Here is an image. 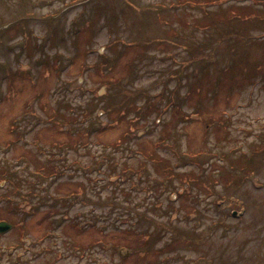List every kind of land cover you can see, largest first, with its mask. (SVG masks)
I'll list each match as a JSON object with an SVG mask.
<instances>
[{
    "label": "rangeland",
    "instance_id": "1",
    "mask_svg": "<svg viewBox=\"0 0 264 264\" xmlns=\"http://www.w3.org/2000/svg\"><path fill=\"white\" fill-rule=\"evenodd\" d=\"M186 1L0 0V264H264V0Z\"/></svg>",
    "mask_w": 264,
    "mask_h": 264
},
{
    "label": "trees",
    "instance_id": "2",
    "mask_svg": "<svg viewBox=\"0 0 264 264\" xmlns=\"http://www.w3.org/2000/svg\"><path fill=\"white\" fill-rule=\"evenodd\" d=\"M189 1H191L190 3H193V5H199V6H202L203 4L202 3H204V2H206V1H195V3L193 2V0H187V2H189ZM262 13H264V12H262ZM239 16H240V18H244L243 16H242V13L241 14H239ZM251 16H253V17H257L258 15L257 14H254V13H252L251 14ZM250 16V17H251ZM203 51H200V53H202ZM193 53H195L194 55H195V57H196V54L198 55V51H196L195 49L193 50ZM108 60V59H107ZM106 60V61H107ZM106 61H104L103 62V64H105V62ZM105 84L107 85V91H106V94H108L109 93V90H108V88H110V86H111V83L108 81V82H105ZM124 92H132V93H135L136 92V90L134 91V90H123ZM136 94V93H135ZM102 97V96H101ZM125 103L123 102L122 103V105H124ZM122 107V106H121ZM53 158H56V156L54 155V154H52L51 155ZM150 157H153L152 155H150ZM158 162H160L159 161V159L157 160ZM128 168V167H127ZM130 169V172H129V170H127L128 171V173H131V172H133V167H130L129 168ZM3 171H4V173L5 174H7V175H5V177L7 178V180H10V176L8 175V173H9V170L7 171L6 169H3L2 170V173H3ZM49 174H52L51 172L49 173ZM41 175L42 176H45L46 174L44 173V171H42L41 172ZM109 180L110 181H112L111 180V178L114 176L115 177V175H117V176H119V173H117V174H115V173H109ZM89 179H91V177H89ZM89 185H87V187H88ZM84 187H85V189L87 188L85 185H84ZM82 190V189H81ZM84 190V189H83ZM67 194H69V195H67ZM66 195L67 196H63V194H58L57 196H58V198H54L52 195H50V196H52V198L54 199V201H57L58 199H68V198H72L73 196H74V194L73 193H67ZM54 196H56V195H54ZM40 201L41 202H44V201H42L41 199H40ZM65 203H67V202H65ZM122 247H125V246H122Z\"/></svg>",
    "mask_w": 264,
    "mask_h": 264
},
{
    "label": "water",
    "instance_id": "3",
    "mask_svg": "<svg viewBox=\"0 0 264 264\" xmlns=\"http://www.w3.org/2000/svg\"><path fill=\"white\" fill-rule=\"evenodd\" d=\"M12 225L6 221L0 222V232L8 230Z\"/></svg>",
    "mask_w": 264,
    "mask_h": 264
}]
</instances>
